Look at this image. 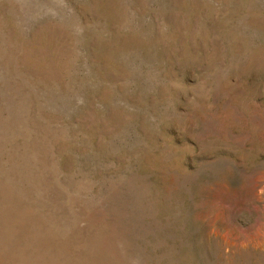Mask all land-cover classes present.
<instances>
[{
  "label": "rangeland",
  "instance_id": "1",
  "mask_svg": "<svg viewBox=\"0 0 264 264\" xmlns=\"http://www.w3.org/2000/svg\"><path fill=\"white\" fill-rule=\"evenodd\" d=\"M0 264H264V0H0Z\"/></svg>",
  "mask_w": 264,
  "mask_h": 264
}]
</instances>
